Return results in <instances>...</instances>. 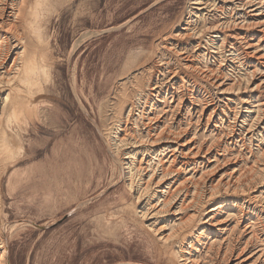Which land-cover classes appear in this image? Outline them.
I'll return each instance as SVG.
<instances>
[{
	"label": "bare ground",
	"instance_id": "1",
	"mask_svg": "<svg viewBox=\"0 0 264 264\" xmlns=\"http://www.w3.org/2000/svg\"><path fill=\"white\" fill-rule=\"evenodd\" d=\"M30 1L0 0V174L18 155L23 122L40 124L51 81L40 64L44 72L53 64L27 25ZM179 25L183 42L165 45L149 79L120 93L114 121L112 108L110 118L103 110L109 153L170 262L205 264L211 253L216 264H258L264 247L257 260L246 256L264 245V0H190ZM199 127L219 145L199 144ZM239 145L245 167L217 181L243 163H229ZM3 197L0 181V264H10ZM231 213L242 238L225 245L218 241Z\"/></svg>",
	"mask_w": 264,
	"mask_h": 264
},
{
	"label": "rangeland",
	"instance_id": "2",
	"mask_svg": "<svg viewBox=\"0 0 264 264\" xmlns=\"http://www.w3.org/2000/svg\"><path fill=\"white\" fill-rule=\"evenodd\" d=\"M30 3L27 25L39 36L36 45L39 41V52H44L39 56L53 66L46 68V75L38 58L43 67L41 78L51 80L45 82L40 101L44 102L40 103V124L34 128L23 122L22 149L0 174L1 221L9 263L173 264L148 230L151 223L137 216L142 201L133 202L109 153L104 129L111 121L104 120L103 110L110 118L111 107L114 121L120 93L134 89L142 77L149 79L148 71L165 45L183 42L177 29L190 0ZM171 31L176 33L171 35ZM199 85L203 93L208 91ZM202 131L200 127L193 131L199 144L219 145L221 138L213 143L212 135ZM240 148L228 157L230 164L243 162L237 154ZM243 163L222 171L217 181L226 173H237L245 167ZM230 216L228 220L224 217L218 241L225 245L242 238L234 214ZM258 247L247 252L250 261L260 257L257 254L264 245ZM208 255L201 261L216 264ZM263 259L258 264H264Z\"/></svg>",
	"mask_w": 264,
	"mask_h": 264
}]
</instances>
